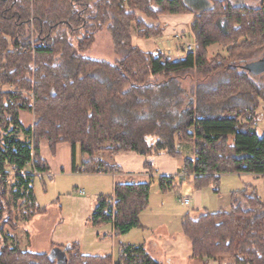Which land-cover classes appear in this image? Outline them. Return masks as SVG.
<instances>
[{
  "label": "trees",
  "instance_id": "obj_1",
  "mask_svg": "<svg viewBox=\"0 0 264 264\" xmlns=\"http://www.w3.org/2000/svg\"><path fill=\"white\" fill-rule=\"evenodd\" d=\"M188 13L195 16L196 47L183 48L184 59L134 43V30L145 39L163 33L145 18ZM103 28L122 54L116 62L87 55ZM215 44L226 48V57L209 59ZM263 56L264 0L260 6L214 0L197 8L188 0H0V264H63L50 256L54 248L65 252L67 264H160L144 244L121 242L115 256L84 254L79 241L50 252L21 248L15 230L48 209L35 191L36 179L52 177L41 142L53 154L69 143L75 174L120 173L110 160L121 152L147 157L150 180L117 183L112 194L96 197L89 217L91 226L112 224L114 236H123L143 228L156 155L183 158L175 175H160L164 193L185 179L219 194L224 175L264 176L258 130L264 82L244 68ZM197 72L203 78L187 89L183 80ZM22 112L33 116L29 126ZM190 150L196 158L183 155ZM230 198L228 209L183 216L192 257L264 264V201L253 185Z\"/></svg>",
  "mask_w": 264,
  "mask_h": 264
},
{
  "label": "rangeland",
  "instance_id": "obj_2",
  "mask_svg": "<svg viewBox=\"0 0 264 264\" xmlns=\"http://www.w3.org/2000/svg\"><path fill=\"white\" fill-rule=\"evenodd\" d=\"M188 1L195 8L205 7L209 3V0ZM231 2L234 4L260 6L263 0H231ZM145 19L148 23H156V21H152L147 18ZM179 34L181 38H186L184 36L186 32H177L176 36L175 33H171L160 38V41H155L154 39L139 38L136 34V30H134L133 37H135L134 43L139 47L146 50L158 47L175 58L177 56V52H179L177 45H180V48L182 46L185 49L186 43H194V38L190 34H188V40H185L186 43H184L183 40L175 39L179 37ZM208 54L209 59L216 58L218 55L225 57L227 56L226 48L221 44H215L211 46L209 48ZM87 55L93 58L106 59L111 62H116L122 57V54L115 50L111 35L106 28L100 29L97 32L95 42L91 49L87 52ZM180 55L181 56L179 57H182L185 55V53H181ZM200 78H203V76L199 74V72L194 73L193 77H188L183 80V85L188 89L190 86L195 85L197 80ZM254 79L258 82H264V73L255 75ZM262 110L263 109L260 108L259 112H262ZM31 118L32 116L29 113L22 112L21 119L25 126L29 125ZM258 130L260 133L264 132V116L263 120L259 123ZM231 142H233V138H231ZM182 146L183 144L180 145V148ZM113 161L114 160H112V163ZM177 162L180 166L181 160H178ZM157 169L159 170L158 167ZM159 176L160 174L155 175L153 180L149 206L140 214V220L143 228L133 229L131 233L125 237V241H127V243L136 245L144 244L146 250L152 255V257L156 258L160 264H205L198 258H191L190 242L182 231L183 216L187 213L198 217L205 210L217 212L220 209H228L226 206L229 205L230 192L233 190H241L245 187V185L248 184L253 185L256 188L257 193L262 197V199H264L263 175H224L221 179L220 185L218 186L219 194L215 193L217 187L213 186L203 187L200 189V191L196 190L186 179L182 181L181 187H179L177 191L171 190L167 193H164L159 187ZM177 180L178 182L181 180L179 175ZM129 181H146V179ZM76 182V177L70 175L60 177L47 176L44 177L43 180L39 178L36 179L35 191L38 201L41 205H46L48 209L46 213L34 217L25 224H20L19 228L15 230V233L20 238V246L23 250L50 252V243L52 238L51 233L56 222L59 220V217H61V208L67 206L69 210L72 208L73 211L76 208H81V206H78L77 204V199L86 197L81 196L82 194H75L73 186ZM84 191V195L89 193V189L85 186ZM76 192L78 193V190ZM183 199H189V202L183 203L181 201ZM95 200L96 196L92 195L91 202L94 206ZM73 211L70 213L72 214ZM75 218L74 221L69 224L68 228H70V226L74 228L78 226V222L75 221ZM86 227H88L87 229L89 231L85 230ZM91 227L92 226L90 225L88 218V220H86L85 224L82 226V230L85 231V235L86 232H90L89 228ZM105 227L107 226L103 225L102 227L98 228L99 230L101 228V230L104 231L106 230L104 229ZM33 230H39V235H37L35 238V245H32V239L35 237H32L34 232H30ZM206 264H224V260H212Z\"/></svg>",
  "mask_w": 264,
  "mask_h": 264
},
{
  "label": "crops",
  "instance_id": "obj_3",
  "mask_svg": "<svg viewBox=\"0 0 264 264\" xmlns=\"http://www.w3.org/2000/svg\"><path fill=\"white\" fill-rule=\"evenodd\" d=\"M213 1L214 0H209L208 4L211 5ZM194 17L195 16L192 13L179 14V15H161L156 23H160L161 26H163L164 30L162 35L159 37H152L148 39H154L155 41H158L160 38H162L167 34L175 33L176 36L177 32L178 33L186 32V34H184V36L186 37L185 39L181 37H177L175 39L183 40L184 43H186L185 40H188L187 39L189 37L188 34H190L194 38L193 44L195 46V36L191 31V23ZM133 40L135 41V37H133ZM177 46L179 50V52H177V56L175 58L170 56V58L184 59L187 54L186 52L183 51L184 47L181 46L180 48V45ZM155 49H158V47L150 50L149 49L148 50L143 49V50L152 51ZM181 53H185V55L179 57L181 56L180 55ZM32 122H33V116L29 122V125L32 124ZM41 150H42V156L48 161L51 167L52 176L60 177V176L70 175L76 177L77 182L73 186V190L77 195H79V193L76 192L78 189H84V186L89 189L88 191L89 193H86V195H81L83 197L86 196L85 198L77 199V204L78 206L80 205L81 208H76L74 211L72 208H70L69 210L67 206L61 208V214H60L61 217H59V220L56 222L55 227L51 233L52 238H51L50 248L53 245L63 246L70 242L79 241L81 244V250L84 254H88V255L112 254L113 256H115L117 252L118 244L121 242L127 243V241H125V237L131 232L120 237H115L114 226L112 224H107L106 225L107 227L104 228L106 230L102 231L101 228L99 230L98 227L92 226L93 228L92 227L89 228L90 232H86L85 235V231L82 230V226L85 224L86 220H88V218L90 217L93 211V208L95 207L91 202L92 195L97 197L100 194H112L114 192V188L117 183H132L129 180L146 179V181H136V182L133 181V182L135 183L148 182L150 180L151 174L148 171V169H146L144 166L147 157L132 152H121L120 154H118L117 156H115L110 160V162L114 160L113 163L118 164L122 167V172L120 173L75 174L72 171L73 150H72V146L69 143L66 142L60 143L57 147L56 153L53 154L49 148L48 142L42 141ZM182 152L184 156L196 158L193 150L182 151ZM77 158L78 160L82 159V155L80 154L79 151L77 153ZM154 158H153L154 167L158 171V174L160 175L162 174L175 175L183 165V158H173L167 154L156 155ZM178 160H181L180 166L178 165L177 162ZM157 167L159 168V170L157 169ZM262 200L264 201V199ZM230 203H231V198L229 194V205L226 207L229 208L231 205ZM71 211H73L72 214L70 213ZM74 218L75 221L78 222V226H76L75 228L70 226V228H68L69 224L72 221H74ZM87 228L88 227H86L85 230H88ZM56 229L57 231L58 230L59 231L57 232ZM30 232L32 233L34 232L32 234V237L33 236L35 237L34 239H32L33 241L32 245H35V238L37 237V235H39V230L36 231L33 230ZM190 255L192 258L193 256L192 249L190 251Z\"/></svg>",
  "mask_w": 264,
  "mask_h": 264
},
{
  "label": "water",
  "instance_id": "obj_4",
  "mask_svg": "<svg viewBox=\"0 0 264 264\" xmlns=\"http://www.w3.org/2000/svg\"><path fill=\"white\" fill-rule=\"evenodd\" d=\"M244 68L250 71L253 75L263 74L264 73V56L259 61L245 64ZM50 256L57 258V260L59 262H62L63 264H67L65 252L59 248H54L50 252Z\"/></svg>",
  "mask_w": 264,
  "mask_h": 264
},
{
  "label": "built area",
  "instance_id": "obj_5",
  "mask_svg": "<svg viewBox=\"0 0 264 264\" xmlns=\"http://www.w3.org/2000/svg\"><path fill=\"white\" fill-rule=\"evenodd\" d=\"M179 37H180V35H179ZM194 48H195V46L192 43H186V50L188 52L194 51ZM184 175H185V173H181L180 177H183ZM78 193L84 195L85 191H84V189H78ZM182 201H183V203H188L189 199H183Z\"/></svg>",
  "mask_w": 264,
  "mask_h": 264
}]
</instances>
